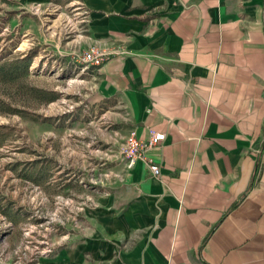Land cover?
Segmentation results:
<instances>
[{"label":"crops","instance_id":"crops-1","mask_svg":"<svg viewBox=\"0 0 264 264\" xmlns=\"http://www.w3.org/2000/svg\"><path fill=\"white\" fill-rule=\"evenodd\" d=\"M79 1L83 48L125 52L94 80L93 124L121 123L98 142L165 132L162 175L137 161L42 264H264V0Z\"/></svg>","mask_w":264,"mask_h":264},{"label":"rangeland","instance_id":"rangeland-1","mask_svg":"<svg viewBox=\"0 0 264 264\" xmlns=\"http://www.w3.org/2000/svg\"><path fill=\"white\" fill-rule=\"evenodd\" d=\"M28 4L0 0V128L5 127L8 134L0 137V212L12 222L0 234L3 264H15L20 256L21 264H42L60 251L65 244L64 228L72 227L74 232L79 224L60 221L59 231L52 234L56 251L37 261L32 243L45 237L48 227L31 216L59 207V219H63L68 209L57 205V196L72 199L73 212L87 198L105 192L108 186L87 182L98 176V170L104 173L114 166L106 153L108 148L115 151L121 142L113 137L98 142L100 130L121 124L114 117L105 118L101 128L92 122L90 83L94 82L80 72L77 57L87 35V28L81 26L82 11L61 4L33 14L22 8ZM73 26L76 31L72 32ZM26 53L30 62L21 59ZM55 73L59 76L54 77ZM63 98L78 103L75 109L68 112L69 103H60ZM61 164L68 166L64 178L69 181L63 186L45 185L59 181L56 172ZM36 184L48 202L40 204L43 198L35 192Z\"/></svg>","mask_w":264,"mask_h":264},{"label":"built area","instance_id":"built-area-1","mask_svg":"<svg viewBox=\"0 0 264 264\" xmlns=\"http://www.w3.org/2000/svg\"><path fill=\"white\" fill-rule=\"evenodd\" d=\"M55 7L57 5H52L51 3H37L32 2L29 3L27 7H22L23 9L27 11L33 12V14L39 13L43 8H50ZM58 7V6H57ZM67 7L70 10L77 9L81 10L84 17V20L81 21V26L86 27L88 25L89 21V11L84 7L81 1L79 0H72ZM72 32L76 31L75 26L72 27ZM88 32V28L84 31ZM121 53H125L124 49L120 46H107V45H101V44H94L88 46V48H82L80 49V52L78 53L77 57L79 58V62L81 64V73H83L85 76H88L89 80H94L97 77V71H99L104 64L110 60L112 56H118ZM91 84V91L95 88L94 83ZM69 103V106L67 105L68 112L75 109V106L78 104L76 102H72L70 99H65L60 101V103ZM55 106L58 107L59 103L56 101ZM165 132H153L150 137L147 140H143L139 137L138 132L136 129H132V131L129 132L125 136V138L120 142L119 146L113 151L111 148H108L109 151L106 153L108 156V159L114 163V166L109 167L106 169V172L99 173V170L96 172L97 177H94L90 180H88V184L92 185H101L104 187H107L109 184H113L116 182L124 181L125 179V173L132 169L136 162L139 160L146 161L148 164L149 172L153 174L154 176H161V166L157 164L154 159L146 157L147 152L154 147L160 146L165 139ZM94 171V169H93ZM95 172V171H94ZM86 186V182L82 180V182ZM40 185L36 184L34 186L35 192H37V195L42 197L43 200L40 204L44 202H48L49 197L42 191L39 187ZM56 199L58 200L59 206H64L68 209V211H65L63 215L66 213L67 216H65L63 219H59V215L61 214L60 208L57 207L56 210H49L44 211V213H41V210L39 212L34 213V215L31 216V219L40 220L42 224L47 225L48 227V233L45 235V237L35 240L33 242V248L35 249V255L34 260L37 261L41 258H44L46 256H49L50 253L56 251L55 242L53 240V233H56L59 231V228L61 225L60 221L65 222H71L73 221L75 225L78 226L79 224V213L82 214L87 209V203H90L92 205L91 207H94L93 198H87L84 200V203L82 205L79 204L77 209L75 211H71L70 209V203L73 202L72 199L64 200V197L57 196ZM86 206H85V205ZM90 208V207H89ZM65 209V208H64ZM79 211V212H78ZM78 212V213H76ZM2 211L0 212V226H1V232L0 234H5V231L10 229V226L12 225V222H8L6 217L2 216ZM76 226V227H77ZM64 238L65 242L70 238L71 233H73L72 227L70 228H64ZM1 237V236H0ZM4 262L0 259V264H3ZM15 264H21V256L19 260Z\"/></svg>","mask_w":264,"mask_h":264},{"label":"trees","instance_id":"trees-1","mask_svg":"<svg viewBox=\"0 0 264 264\" xmlns=\"http://www.w3.org/2000/svg\"><path fill=\"white\" fill-rule=\"evenodd\" d=\"M30 58H31V57H29V56L27 55L26 57H24L23 60H29V62H30V61H31ZM3 130H5V127L0 128V137H2V136L4 137V136L8 135L7 132H6V131H3Z\"/></svg>","mask_w":264,"mask_h":264}]
</instances>
